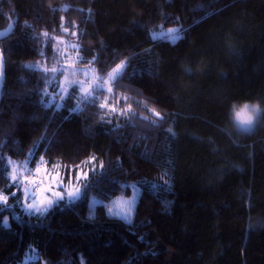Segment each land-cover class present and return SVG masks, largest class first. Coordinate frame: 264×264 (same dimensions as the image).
<instances>
[{
  "label": "trees",
  "instance_id": "16d2710c",
  "mask_svg": "<svg viewBox=\"0 0 264 264\" xmlns=\"http://www.w3.org/2000/svg\"><path fill=\"white\" fill-rule=\"evenodd\" d=\"M173 24L175 41L151 37ZM64 34L102 76L125 61L110 90L46 102L47 72L29 63ZM0 47V264L33 248L47 264H264V112L251 130L231 115L264 107V0H0ZM29 155L100 167L41 215L21 183L6 192L8 158ZM131 183L132 220L109 215Z\"/></svg>",
  "mask_w": 264,
  "mask_h": 264
},
{
  "label": "rangeland",
  "instance_id": "374dc122",
  "mask_svg": "<svg viewBox=\"0 0 264 264\" xmlns=\"http://www.w3.org/2000/svg\"><path fill=\"white\" fill-rule=\"evenodd\" d=\"M67 31V27L63 28ZM182 35V29L180 24H173L169 26H162L160 28L151 31L152 38H169L173 41L178 39ZM79 43L76 41V37L64 34L62 36H56L54 40V53L53 55H45L41 61H32L30 66L38 67L47 72L49 77L48 84L46 86L45 99L47 103L54 101L58 102V99L64 98L70 92H73L77 96H87L96 86H103L107 90L111 89V79L115 77L124 67L125 61L119 62L115 65L105 76H102L97 70L94 64H80L78 63ZM53 87H56L53 89ZM258 103L256 101H247ZM59 103V102H58ZM232 111V110H231ZM261 114L251 124H242L233 120L234 125L241 130H251L260 122ZM31 156L25 158H8L10 165L8 175L15 176L17 178L16 183L22 184V195L24 207L29 211H35L36 207H47L46 201L48 199H54L53 192L59 191L64 194V198L68 200L67 193L76 189L82 193V186L86 179L79 175L83 170L89 176L92 170L100 167V162L92 156L80 163H58L50 165L48 162L39 161L34 167L30 164ZM97 161V162H96ZM97 165V166H96ZM36 168H39V173L36 172ZM50 177L52 179H50ZM26 178V179H25ZM51 185L49 188L48 186ZM135 189L131 187L129 194H118L110 200H104L106 211L111 216H118L126 221H131L133 218L134 209L140 195V187L136 183ZM45 188V191L41 192V187ZM135 190H138V195H135ZM2 194V193H0ZM5 196L4 194H2ZM135 198V205L130 217H124L116 215V207L113 205L115 200H132ZM45 201V203H41ZM102 200L93 196L92 202L98 203ZM0 202L5 203L6 200L0 197ZM32 204V208H28V205ZM111 209V212H110ZM39 254L33 249H28L24 259L20 264H47L45 260L38 261ZM83 264V258L81 257V263Z\"/></svg>",
  "mask_w": 264,
  "mask_h": 264
},
{
  "label": "snow or ice",
  "instance_id": "6c2138e0",
  "mask_svg": "<svg viewBox=\"0 0 264 264\" xmlns=\"http://www.w3.org/2000/svg\"><path fill=\"white\" fill-rule=\"evenodd\" d=\"M39 171H40V169L36 168V172L39 173ZM79 175L81 177H83L84 179H86L88 174L86 172H84L83 170H81ZM50 179H52V178L50 177ZM10 180L12 181V184L9 186V189H6V192L10 191L11 195L14 197L16 195V191L18 190L16 188L17 178L15 176H11ZM48 187L50 188L51 185H49ZM129 187H132L135 189V185H130ZM39 190L41 192H43V191H45V188L42 186ZM80 195H81V193H80L79 189H76L74 191H69L67 193V196H68L67 202L68 203L74 202L75 200L80 198ZM135 195H138V190H135L134 197H135ZM52 196L54 197V199H48L46 201L47 207H43V208L36 207L35 211L42 215V214L49 211L50 207L52 206V204L54 202H59L60 200H62L64 198V194L62 192H59V191L53 192ZM0 197H2L5 200L9 198L8 196H3L2 194H0ZM41 203H45V201H41ZM113 205H115V207H116V212H115L116 215L124 216L127 218V217L131 216V213H132L134 205H135V198L132 200H115V201H113ZM32 207H33L32 204L28 205V208H32ZM110 212H111V209H110Z\"/></svg>",
  "mask_w": 264,
  "mask_h": 264
},
{
  "label": "clouds",
  "instance_id": "9594fccd",
  "mask_svg": "<svg viewBox=\"0 0 264 264\" xmlns=\"http://www.w3.org/2000/svg\"><path fill=\"white\" fill-rule=\"evenodd\" d=\"M264 112V107L259 103L240 102L232 106V119L242 124H251L258 115Z\"/></svg>",
  "mask_w": 264,
  "mask_h": 264
},
{
  "label": "water",
  "instance_id": "95a60500",
  "mask_svg": "<svg viewBox=\"0 0 264 264\" xmlns=\"http://www.w3.org/2000/svg\"><path fill=\"white\" fill-rule=\"evenodd\" d=\"M4 81H5V61H4L2 49L0 47V101H1V94H2Z\"/></svg>",
  "mask_w": 264,
  "mask_h": 264
}]
</instances>
